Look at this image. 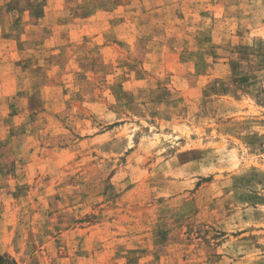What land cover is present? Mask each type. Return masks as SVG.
<instances>
[{"label": "rangeland", "instance_id": "obj_1", "mask_svg": "<svg viewBox=\"0 0 264 264\" xmlns=\"http://www.w3.org/2000/svg\"><path fill=\"white\" fill-rule=\"evenodd\" d=\"M0 256L264 264V0H0Z\"/></svg>", "mask_w": 264, "mask_h": 264}, {"label": "trees", "instance_id": "obj_2", "mask_svg": "<svg viewBox=\"0 0 264 264\" xmlns=\"http://www.w3.org/2000/svg\"><path fill=\"white\" fill-rule=\"evenodd\" d=\"M0 264H10V263H9V260L0 256Z\"/></svg>", "mask_w": 264, "mask_h": 264}]
</instances>
